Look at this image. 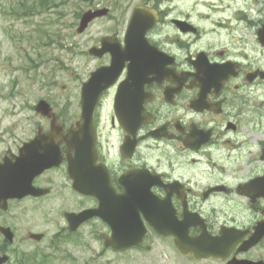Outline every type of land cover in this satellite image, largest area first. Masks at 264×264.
<instances>
[{"label": "flooded vegetation", "instance_id": "af4514ba", "mask_svg": "<svg viewBox=\"0 0 264 264\" xmlns=\"http://www.w3.org/2000/svg\"><path fill=\"white\" fill-rule=\"evenodd\" d=\"M116 1L95 6L110 9L105 17L112 27L93 46L110 37L114 50L92 56L103 62L91 73L109 68L116 78L94 108L90 143L81 141L69 153L63 136L55 138L62 141V162L34 178L43 194L9 201L11 224L0 225L10 226L13 242L0 232L7 243L1 253L10 248L15 255L28 205L48 200L61 230L51 237L54 250L62 231L76 237L90 226L103 249L116 254L151 251L156 239L166 238L194 263L264 264V0H138L121 8L122 20ZM136 7L142 13L132 23ZM82 86L74 121L58 115L64 134L74 126L80 140ZM42 119L49 127L37 129L48 132L51 119ZM21 146L4 156L14 160ZM68 154L76 159L80 189L74 188ZM62 168V176L53 174ZM67 184L84 200L77 209L59 203ZM71 212L92 216L72 231ZM151 219L181 234H159ZM135 224L145 228L141 242L113 246L120 242L115 230ZM24 234L22 243L39 244L48 236L29 229ZM180 236L196 249L184 254L176 243ZM196 251L205 254L198 258Z\"/></svg>", "mask_w": 264, "mask_h": 264}, {"label": "rangeland", "instance_id": "374dc122", "mask_svg": "<svg viewBox=\"0 0 264 264\" xmlns=\"http://www.w3.org/2000/svg\"><path fill=\"white\" fill-rule=\"evenodd\" d=\"M112 1L0 0V161L6 151L17 150L33 138L38 125L49 127L35 110L41 99L48 100L67 124L74 121L81 85L103 62L92 60L88 51L112 27L110 18H99L78 33L80 19L85 11ZM137 2L117 0L116 17L122 20L121 8ZM53 174L62 176L64 170ZM74 194L67 184L59 203L66 209L79 208L84 200ZM47 201L28 205L15 255L7 249L11 254L7 264H20L29 252H35L29 264H198L182 258L166 238L156 239L151 251L143 248L113 253L103 249L90 226L76 235L80 243L62 231L54 250L51 237L61 230ZM11 220V206L7 211L0 209V224H11ZM26 229L45 231L48 236L39 244L22 243ZM6 244L0 235V254Z\"/></svg>", "mask_w": 264, "mask_h": 264}, {"label": "water", "instance_id": "95a60500", "mask_svg": "<svg viewBox=\"0 0 264 264\" xmlns=\"http://www.w3.org/2000/svg\"><path fill=\"white\" fill-rule=\"evenodd\" d=\"M107 12L108 11L106 9L86 11L82 16L78 32H83L94 18L104 15ZM140 13H142L141 9L137 8L133 16L134 23L139 20ZM260 34L264 38V28L261 30ZM130 37L133 38V36ZM103 40L104 46L110 44L108 38ZM104 50V48L101 49L99 54H102ZM129 51L130 50H128V52ZM90 54H97L96 48L91 49ZM131 54L137 55L138 53L137 51H132ZM116 67L117 66H114L112 70L116 69ZM107 69L109 68H100L97 72L93 73L89 81L84 84L82 92V104L84 109L83 118L85 120V124L82 127V131H80L82 132L83 136L82 140H80L78 139V131H76L74 128H71L68 131V134L64 136L63 141L67 143L69 153L74 149L76 150L77 145L81 141L83 142L82 144L84 147L90 143L89 134H91V131H94V124L91 122V120H93L94 107L99 101L101 91L109 87L114 82V78L116 77V75L112 77L114 74L111 72L108 73ZM36 110L44 116L52 117L51 130L47 134H44L40 129L34 139L25 143L24 146L21 147L20 153L19 155L15 156L14 161L5 157L3 162L0 163V207L3 209L8 208V201L10 199L22 198L29 194L37 195L39 192H36L38 189H36L32 184L33 179L37 175L43 173L46 169L57 166L61 162L62 155L60 153L59 145L62 141L60 140L59 143H57L55 138L61 134L62 126L58 124L56 114L53 112L51 105L46 100H41L36 106ZM68 160L69 173L74 180V188L80 189L81 181L79 180V177L76 173V159L72 158L70 154H68ZM85 213L86 212L79 214L72 213L68 215L73 222V225L70 226L72 230L76 229V227L84 219L92 216L91 213ZM151 220H153L152 224L159 234L165 236L171 234H181L182 230L171 228V226L164 227L163 224H158V221L154 219ZM0 229L10 241L13 240V235L9 227H1ZM116 232L118 233L116 234ZM115 234L114 239L120 242L116 244L112 243L113 246L126 249L141 242L143 235L145 234V228L144 226L141 227L138 224H135L134 226L131 225L125 229H116ZM36 238H41V235H36ZM176 243L177 247L184 254H188L191 251L189 248L191 245L190 242L187 241V238L180 236V238L176 240ZM203 254H205L204 251L203 253L196 251V256L198 258H201ZM8 259V255L0 256V264L6 263Z\"/></svg>", "mask_w": 264, "mask_h": 264}, {"label": "trees", "instance_id": "16d2710c", "mask_svg": "<svg viewBox=\"0 0 264 264\" xmlns=\"http://www.w3.org/2000/svg\"><path fill=\"white\" fill-rule=\"evenodd\" d=\"M48 5H51V4H48Z\"/></svg>", "mask_w": 264, "mask_h": 264}]
</instances>
